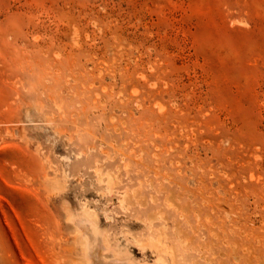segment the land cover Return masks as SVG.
<instances>
[{
	"label": "rangeland",
	"instance_id": "rangeland-1",
	"mask_svg": "<svg viewBox=\"0 0 264 264\" xmlns=\"http://www.w3.org/2000/svg\"><path fill=\"white\" fill-rule=\"evenodd\" d=\"M264 264V0H0V264Z\"/></svg>",
	"mask_w": 264,
	"mask_h": 264
},
{
	"label": "bare ground",
	"instance_id": "bare-ground-1",
	"mask_svg": "<svg viewBox=\"0 0 264 264\" xmlns=\"http://www.w3.org/2000/svg\"><path fill=\"white\" fill-rule=\"evenodd\" d=\"M86 256L88 264H134L116 258L105 239L98 234L86 238Z\"/></svg>",
	"mask_w": 264,
	"mask_h": 264
}]
</instances>
